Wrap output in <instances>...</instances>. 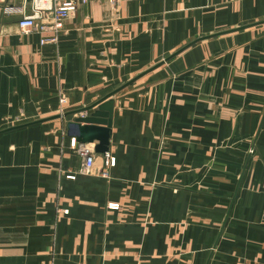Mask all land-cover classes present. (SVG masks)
<instances>
[{
    "label": "crops",
    "instance_id": "obj_1",
    "mask_svg": "<svg viewBox=\"0 0 264 264\" xmlns=\"http://www.w3.org/2000/svg\"><path fill=\"white\" fill-rule=\"evenodd\" d=\"M19 10L0 0V264H264V0H87L46 42ZM116 88L114 164L80 172L67 122Z\"/></svg>",
    "mask_w": 264,
    "mask_h": 264
},
{
    "label": "built area",
    "instance_id": "obj_2",
    "mask_svg": "<svg viewBox=\"0 0 264 264\" xmlns=\"http://www.w3.org/2000/svg\"><path fill=\"white\" fill-rule=\"evenodd\" d=\"M87 0H30V11L25 12L19 10L21 16L18 19V25L20 28L29 32L32 29H38L40 31H52L53 35L50 37H41V42L55 41L59 30L64 25L66 17L77 10L80 3ZM108 3L114 7L117 0H107ZM66 101V96L61 94L59 97L60 109L62 104ZM70 144L77 152L82 156V162L79 167V171L83 173H89L95 163V151L93 146L88 143L76 142L74 137H71ZM106 157L104 163L106 165L114 164V156L109 155L107 151L104 152ZM103 174H106V170H102ZM117 206L116 203H111L110 207ZM67 212V209L63 210Z\"/></svg>",
    "mask_w": 264,
    "mask_h": 264
},
{
    "label": "water",
    "instance_id": "obj_3",
    "mask_svg": "<svg viewBox=\"0 0 264 264\" xmlns=\"http://www.w3.org/2000/svg\"><path fill=\"white\" fill-rule=\"evenodd\" d=\"M169 57L166 56L165 59ZM118 89L111 90L91 104L78 108L76 111L81 114L74 116L73 119L67 122V133L73 135L77 142L88 143L95 140L93 144L95 152L104 153L107 151L110 143L113 108V99L109 96ZM19 125H13L5 129L14 128Z\"/></svg>",
    "mask_w": 264,
    "mask_h": 264
}]
</instances>
